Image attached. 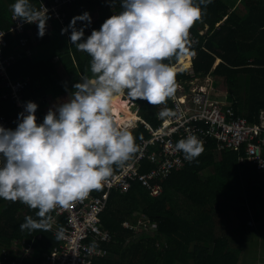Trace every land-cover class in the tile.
I'll return each mask as SVG.
<instances>
[{"label": "trees", "instance_id": "1", "mask_svg": "<svg viewBox=\"0 0 264 264\" xmlns=\"http://www.w3.org/2000/svg\"><path fill=\"white\" fill-rule=\"evenodd\" d=\"M12 3L14 0H0V29L8 30L12 25ZM31 3L38 9L42 5L56 6L58 16H53L51 10L47 12L49 18L43 37L38 36L35 23H27L22 35L9 32L6 51H13L19 37L27 36V30L32 31L33 38L28 44L30 55L17 58L12 74L26 81V99L39 101L35 112L38 123L50 108L68 99L82 75H91L90 57L70 41V22L87 12L90 23L79 19L74 23L76 29H83L87 38L93 29L99 30L108 17L121 9L119 0L115 6L111 0H66L64 3L63 0H31ZM201 7V26L206 23L208 33L200 37L196 23L191 27L188 53H195V57L189 68L194 74L215 75L235 114L253 122L264 109V0H210ZM62 29L67 31L62 34ZM191 38L196 41L191 42ZM176 57L165 62L172 64ZM216 58L220 62L212 69ZM188 76L187 71L176 72V80ZM1 92L2 88L0 95ZM130 99L140 105V117L156 126L160 105ZM165 106L170 108L169 99ZM13 112L8 101L0 98V115ZM131 131L139 147L140 140L149 137L142 124ZM153 149L146 146L148 151ZM204 149L193 163L177 171L166 170L161 163H151L149 158L141 159V173L152 169L155 172L149 186L160 190L157 196L138 183H133L125 193L110 190L106 206L99 214V220L114 241L109 246L113 256L105 261L107 264H240L241 246L256 244L262 249L259 257L264 261V196L261 193L264 169L258 171L253 164L239 163L236 151L219 149L217 142H208ZM240 151L244 152L243 148ZM208 168L212 171L204 173ZM164 170L168 171L166 175ZM103 190L104 187L99 189ZM21 211L27 213L23 215ZM229 211L239 217V240L216 232L222 222L221 215ZM137 213L148 217L147 225L153 223L152 230L141 227L134 231L122 226ZM29 215L35 218V210L20 202L0 199V247L9 246L13 238H28L38 232L20 230V224ZM226 222L232 223L231 218ZM256 232L261 236L259 241L257 237L251 238ZM44 242L47 246L55 243L47 232Z\"/></svg>", "mask_w": 264, "mask_h": 264}, {"label": "clouds", "instance_id": "2", "mask_svg": "<svg viewBox=\"0 0 264 264\" xmlns=\"http://www.w3.org/2000/svg\"><path fill=\"white\" fill-rule=\"evenodd\" d=\"M207 2L210 0H119L121 10L108 17L99 30L93 29L87 38H84L83 29H76L74 23L77 19L90 23L89 14L85 12L73 18L68 26L71 29L70 41L90 57L91 75H82L80 81L73 85L74 91L68 99L50 108L42 123H37L35 116L38 105L28 101L24 111L18 114L15 129L0 125V199L20 202L35 210V218L26 216L19 227L21 231H38L28 238H13L9 246L0 247V260L11 264L14 259L12 245L17 243L18 246L21 240L29 243L34 239L33 243L30 242L31 252L22 258V263L47 264V254L58 243L47 232L53 227L51 214L58 207L67 208L75 201L86 199L93 190L101 189L110 182L114 172L132 158L139 163L143 158H149L151 163H156V160L163 162L164 156H152L153 152L163 149L167 157L181 159V167L178 168V163L171 160L167 164L161 162L162 167L167 168L170 164L167 169L177 171L193 163L204 152L205 144L216 142H203L194 133L184 138L173 135L170 149L167 143H158L151 145L154 149L138 158L139 145L131 131L139 124L147 126L151 130L147 138L150 139L151 132L161 122L157 121L156 126L145 122L139 114L140 105L130 98L145 100L152 106L165 105L180 87L176 72L184 70L194 74L190 65L175 70L178 60L172 64L165 61L185 55L190 64L195 57V53H188L190 29L201 19V6H206ZM111 3L115 6L116 0H111ZM10 9L17 20L35 23L38 36L43 37L49 18L43 5L38 9L31 0H14ZM217 26L218 23L215 28ZM65 31L67 29H62V34ZM198 32L200 34L202 30L198 29ZM207 33L208 26L203 37ZM195 41L196 38H191V42ZM217 64L214 62L212 69ZM12 71L10 68V76ZM194 75L202 79L207 77L216 89L219 87L224 93L217 83L218 78L211 72ZM121 97L128 101V105L133 104L129 105V110L134 118L118 125L113 115V102ZM175 115L167 107L157 113L161 120ZM137 116L139 119L135 118ZM127 123L128 127L125 126ZM217 146L221 149L218 142ZM140 167L136 168V180L129 179V187L138 183L152 193L153 188L143 185L138 177L151 175L149 185L155 172L141 173ZM46 232L55 241L51 246L44 242ZM39 234L41 238H38ZM61 235L62 229H58L57 238ZM37 242L45 245L42 247ZM35 248L42 253H37Z\"/></svg>", "mask_w": 264, "mask_h": 264}, {"label": "built area", "instance_id": "3", "mask_svg": "<svg viewBox=\"0 0 264 264\" xmlns=\"http://www.w3.org/2000/svg\"><path fill=\"white\" fill-rule=\"evenodd\" d=\"M66 0H63V3ZM44 7V6H43ZM42 8V6L40 7ZM46 8V7H44ZM52 11L53 16H58L56 6L46 8ZM12 25L8 30L0 29V82L5 87L2 98L9 100L14 112L10 115L0 116V125L8 129H15L18 123V114L24 111V105L28 101L39 104L36 99H26V81L13 78L9 74L10 68L22 54L29 55L28 44L33 38L31 30H27V36H20L13 51L7 52L8 42L6 35L15 32L22 35L25 25L12 14ZM4 34V35H3ZM30 40V41H29ZM190 78L177 79L180 87L174 97L169 98L170 108L176 115L157 124L151 132L150 145L167 143L168 149L173 143V135L181 138L189 134H195L203 141L207 139L219 143L224 150L236 151L239 162H247L258 169L264 168V110L258 113L256 121H249L242 115H236L234 108L228 104L225 98L215 88L213 82L207 77L202 79L189 73ZM166 107V106H164ZM137 113V110H135ZM139 119V117H135ZM38 122V123H42ZM128 123L125 125L128 127ZM141 142H145L142 140ZM143 147V146H141ZM243 148L244 152L240 150ZM134 161H137L135 158ZM179 162L181 159L178 160ZM166 160L163 161L165 163ZM126 163L114 172L110 182L106 183L103 191L93 190L82 201H75L67 208L58 207L51 215L53 227L50 232L58 243L47 254V264H107L105 261L113 256L109 246L113 241L112 234L103 227L99 220V214L104 210L112 188L125 193L138 172L136 167L128 170ZM127 169V170H126ZM149 176H139L143 185H148ZM148 221L145 225H147ZM122 225L125 228L139 231V224H132L125 220ZM58 229H62V235L57 238ZM41 238V235H38ZM14 242H17L16 240ZM34 242V239L30 241ZM21 240L12 245L14 261L11 264H24L22 258L31 252V243ZM27 244V246H26ZM18 247V248H17ZM6 254V253H5ZM10 263V262H7ZM0 260V264H7Z\"/></svg>", "mask_w": 264, "mask_h": 264}, {"label": "rangeland", "instance_id": "4", "mask_svg": "<svg viewBox=\"0 0 264 264\" xmlns=\"http://www.w3.org/2000/svg\"><path fill=\"white\" fill-rule=\"evenodd\" d=\"M83 21H85V23L87 22V20H83ZM195 23H196V26H198L199 24L202 23V20L200 19V20L196 21ZM220 23L221 22L219 21L218 25ZM202 26L203 27L201 29L204 28V24ZM205 26H207L206 23H205ZM201 33H202V35H201ZM201 33L199 34V32H198L199 36L203 37L206 34V28H204ZM179 58H180V56H177L175 58V60H179ZM217 90L220 92V96L222 98H226L225 92L223 93L222 90L219 87H217ZM129 105H133V104L129 103ZM144 129L148 133L151 131L150 129H148L147 126H144ZM142 140H144L145 142H139L140 147H139L138 158L144 156L147 153V151H148V150H146V146L147 145L151 146L150 142H147L150 139H142ZM208 140H210V139H207L206 141H203V142H207ZM156 144H158V143H156ZM156 144H154V145H156ZM141 146H143V147H141ZM152 156L154 158H160L161 156H164V160H166V162L164 164H167V161L171 160L172 162L178 163V165H179L178 168L181 167V163L177 159H171V158L167 157L166 156V151L163 150V149H160L158 151L153 152ZM161 162L162 161H160V160H156V163H161ZM126 163L128 164L127 166L129 167L128 170H131V171L133 170L132 165L135 166L136 168L140 167L139 161L138 160L134 161L133 158L131 160H129L128 162H126ZM169 166H170V164L167 167L168 169H169ZM167 168H165V169L168 170ZM178 168H176V169H178ZM166 170H164V172H165L164 174L165 175L168 172ZM211 171H212V169L208 168V169H205L204 173H206V172L210 173ZM159 192H160V190L158 188H155V189L152 190V193L151 192L150 193H151L152 196H157L159 194ZM261 193H262V196H264V190H262ZM21 212H22V214L25 213L23 211H21ZM136 215L137 216L135 218L129 220V222L132 223V224H135V225L139 224L137 226V229H140L141 227H146L148 230H152L153 229V223H151L150 225H145L146 222L149 220L147 216H144V215L138 214V213ZM219 215H221V214H219ZM230 218H231L232 223L226 222V220H229ZM220 219L222 220V222L220 224H218V226H217V231H216L217 234L218 235H222L223 234L225 236H229L230 238H232L234 240H239L238 237L241 234V232L239 230V227H238L239 226V224H238L239 217L234 215V214H232V213H230V211H229L227 213L222 214ZM236 220H237V223H236ZM256 237L258 238L257 241H259L260 238H261L259 232H256L255 234H253V236L251 238L255 240ZM246 244L250 245V243H246ZM261 251H262V249L257 247V244L255 246H251V247H248L246 245L241 246V250H240V253H239L240 264H263L262 262H264V261H261L260 257H259L260 255H262Z\"/></svg>", "mask_w": 264, "mask_h": 264}, {"label": "bare ground", "instance_id": "5", "mask_svg": "<svg viewBox=\"0 0 264 264\" xmlns=\"http://www.w3.org/2000/svg\"><path fill=\"white\" fill-rule=\"evenodd\" d=\"M185 55H182L179 60L178 64L174 66L175 70H181L188 66L189 62L185 59ZM113 115L118 123V125L122 124L123 122L130 121L134 118V115L129 110L128 101L123 99L122 97L119 99L114 100L113 102Z\"/></svg>", "mask_w": 264, "mask_h": 264}, {"label": "crops", "instance_id": "6", "mask_svg": "<svg viewBox=\"0 0 264 264\" xmlns=\"http://www.w3.org/2000/svg\"><path fill=\"white\" fill-rule=\"evenodd\" d=\"M208 26V25H207ZM207 26H205V24H204V28H206ZM203 26H201V24H199L198 26H197V28L196 29H201ZM203 28V29H204ZM203 29H201V30H203ZM29 53H30V50H29ZM30 55V54H29ZM220 61V59H216V61H215V64H217L218 62ZM190 64H191V62H190ZM189 64V65H190ZM11 77L13 78V80H16V78L13 76V74L11 73ZM210 77H212L213 78V76L212 75H210ZM0 88H2V92H1V95H0V98L1 99H3L2 98V94L5 92V87L2 85V83L0 82ZM26 88H27V86H26ZM25 92H26V90H25ZM225 92V91H224ZM127 99V98H126ZM3 100H5V99H3ZM6 101H8V103H9V100H6ZM10 104V103H9ZM165 105H160V107L158 108V110L160 111L163 107H164ZM157 121L158 122H163L164 120H161V119H159L158 117H157ZM254 121H256V118H255V120ZM253 121V122H254Z\"/></svg>", "mask_w": 264, "mask_h": 264}]
</instances>
